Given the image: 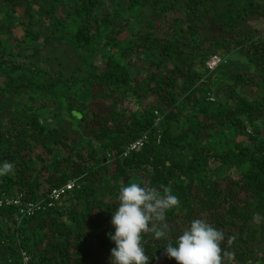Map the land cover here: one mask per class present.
I'll use <instances>...</instances> for the list:
<instances>
[{"label": "trees", "instance_id": "1", "mask_svg": "<svg viewBox=\"0 0 264 264\" xmlns=\"http://www.w3.org/2000/svg\"><path fill=\"white\" fill-rule=\"evenodd\" d=\"M218 1L123 0L111 10L104 0H0V103L23 91L50 96L37 100L42 107L58 106L68 90L90 101L71 114L77 130L0 110V199L40 207L24 217L0 207V264H25L24 253L28 264H109L112 212L131 183L167 187L179 200L166 213V237L142 235L149 264H176L164 247L196 219L224 234L222 264H264V29L250 23L264 8L228 0L229 13L219 14ZM146 8L151 15L136 23ZM62 44L81 61L78 74L40 67ZM234 53L254 72H233L215 88L207 62ZM146 133L145 146L124 156Z\"/></svg>", "mask_w": 264, "mask_h": 264}, {"label": "clouds", "instance_id": "2", "mask_svg": "<svg viewBox=\"0 0 264 264\" xmlns=\"http://www.w3.org/2000/svg\"><path fill=\"white\" fill-rule=\"evenodd\" d=\"M10 167V166H6ZM118 206L112 212L109 234L114 247L109 264H149L142 235L151 232L157 240L166 237L167 211L179 204L167 187L163 194L155 187L131 183L119 189ZM224 234L202 219H196L175 240L164 247L163 255L176 264H222L220 244Z\"/></svg>", "mask_w": 264, "mask_h": 264}, {"label": "rangeland", "instance_id": "3", "mask_svg": "<svg viewBox=\"0 0 264 264\" xmlns=\"http://www.w3.org/2000/svg\"><path fill=\"white\" fill-rule=\"evenodd\" d=\"M241 7H248L251 9H255L258 7L264 8V0H238ZM123 0H104V4L106 7H110L111 10L115 8H120L121 3ZM239 6V7H240ZM229 4L228 0H219L216 5V11L219 14H228L229 13ZM24 9L20 10V14H23ZM122 11H125L124 8H121ZM151 15V11L149 8L144 9L141 12L133 14V20L137 23V20H142L145 18H148ZM0 18L3 19V15H0ZM250 23L257 29H264V18L263 19H253L250 21ZM40 30H44V27H41ZM13 38L19 40L20 42L24 40L25 38V30L21 26H17L13 28L12 31ZM14 39H11L9 41L10 45L13 46L16 44V41ZM22 47L25 46L23 43L21 45ZM16 50H14L15 52ZM18 52V51H17ZM227 60H229L230 67H221L219 66L217 69H215V74L213 76V86L215 88L225 84L229 83L232 80V73L233 72H240L245 71L247 73H253L254 67L249 64L248 60L241 56L238 53H234L232 55L225 56ZM224 58V59H225ZM211 63V62H210ZM81 64V61L78 59L77 56L73 54V51L71 48L66 45L62 44L59 46H52L49 48L46 52V55L44 56V59H42L39 62L40 67L47 68L50 67V72H53V74H64L66 76H70L71 74H78L77 69L78 65ZM212 66V64H211ZM12 77L15 79H19L21 72L19 70H16V72L10 73ZM26 74H29V69L26 68ZM2 75H0V83L2 84ZM3 89V85L1 86ZM60 90L58 89L57 92ZM62 93L59 92L58 95H61ZM84 93H80V95H75L72 90H68L66 92V97L58 98V106H49V107H42L38 106L37 100L42 99L43 101H49L52 100L50 96L48 95H39L38 93L30 92V91H23L20 94H18L15 97H11L10 95H7L3 100H1V103L3 105V108L0 105V110L4 111L6 109V105H11V110H26V111H33L39 114L40 116L52 119V117H55V121L58 122V125H71V128L73 130H77V125L75 120L72 118V113L77 110L83 109L89 105V99L86 97ZM0 103V104H1Z\"/></svg>", "mask_w": 264, "mask_h": 264}, {"label": "built area", "instance_id": "4", "mask_svg": "<svg viewBox=\"0 0 264 264\" xmlns=\"http://www.w3.org/2000/svg\"><path fill=\"white\" fill-rule=\"evenodd\" d=\"M224 58L225 57L221 56V55L214 56L213 58H211L207 62V68L212 72L215 71V69H217L223 63ZM211 64H212V66H211ZM209 100L211 102L215 101V99L213 97H211ZM159 122H160V119H157L156 126H159ZM148 138H149V134L146 133L142 137H140L138 140L131 143L129 145V147L127 148L126 152L124 153V156H128L130 153L135 152V151L143 148L145 146ZM76 187H77L76 182L72 181L62 188L53 190V192L50 196V202H48L47 206L48 207H54L55 203L57 201L62 199L68 192L72 191ZM8 206L18 207L20 209L19 214L22 217L32 216L36 210L40 209L39 206H35L32 204L27 205L25 202H23L21 197L14 198V199L13 198H4V197L1 198L0 199V207H8ZM23 257H24L25 264H28L29 257L25 253L23 254Z\"/></svg>", "mask_w": 264, "mask_h": 264}]
</instances>
